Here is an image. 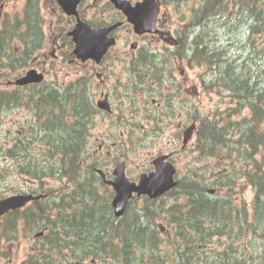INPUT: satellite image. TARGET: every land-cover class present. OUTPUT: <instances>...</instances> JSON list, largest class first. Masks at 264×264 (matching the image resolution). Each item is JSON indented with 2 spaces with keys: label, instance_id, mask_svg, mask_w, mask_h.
Segmentation results:
<instances>
[{
  "label": "trees",
  "instance_id": "16d2710c",
  "mask_svg": "<svg viewBox=\"0 0 264 264\" xmlns=\"http://www.w3.org/2000/svg\"><path fill=\"white\" fill-rule=\"evenodd\" d=\"M186 1L168 3L178 7ZM190 8L179 18L173 50L134 60L132 71L137 78H172L174 63L185 61L203 69L198 79L204 91L227 95L230 105L218 118L190 113L198 121L193 150L198 158H217L219 171L206 179L188 168L174 190L157 200L142 198L139 208L133 200L116 218L113 193L97 189L99 177L89 160L87 137L96 111L88 78L62 90L43 84L26 95L0 92V110L20 105L32 118L3 156L41 186L44 177L54 180L41 189L51 198L37 209L9 212L0 220V241L34 236L20 264H264V0H200ZM12 34L0 40L3 48H9ZM27 36L33 47L40 43L37 27ZM8 56L15 69L19 57ZM239 180L253 190L250 203L237 190ZM210 185L217 187L214 194ZM166 197L172 198L169 204Z\"/></svg>",
  "mask_w": 264,
  "mask_h": 264
},
{
  "label": "flooded vegetation",
  "instance_id": "af4514ba",
  "mask_svg": "<svg viewBox=\"0 0 264 264\" xmlns=\"http://www.w3.org/2000/svg\"><path fill=\"white\" fill-rule=\"evenodd\" d=\"M57 1L58 0H56V4ZM86 1L87 0H81L77 7L76 15H66L64 13L66 16V29L65 33L62 34V38L68 48L67 57L74 58L76 61L91 65L95 68V72L93 71L94 75L99 78L96 84L93 83L92 78H88L87 80V85L92 96V102L95 107L94 109L96 111L92 118L93 126L96 128V125H101L106 130L114 129L112 130V134L105 133L91 136L92 134L90 133V136L87 137L88 147L90 150V146L94 147L97 145L98 147L95 150H91L93 155L89 159L93 160L91 161V163L94 162L95 164V168L93 170L99 177L97 189L100 191L103 189L112 191L114 194V190L109 183L115 179L114 170L120 163H124L125 177L129 182L137 183L142 175H148L153 172L156 164L160 162L170 163L175 167V179L179 182V179L182 178V176H180L178 162L181 158V154L183 156L184 153L191 150L193 145H190L189 143L192 141L196 132V129L193 130L190 138L184 143L187 130L196 123L195 114H190L195 112L193 100L191 97L186 98L184 93L192 92L194 95L196 87L193 83L187 84L185 81H179L178 78L173 77L157 78V75H155L156 77L147 78L149 75H145L146 78H137V76L134 75V71H132V63L134 60H138L140 57L148 56L149 54H163H161V52H155L154 49L148 47V45L151 44H147L145 41L149 38L157 39L162 42L165 47L169 48L175 47L178 44L177 39L173 35L174 30H171V28L167 25V16L165 17L162 12L167 8V4L169 7L172 5L168 3L169 0H153V4L158 8L154 24V33H143L139 35L135 33L133 25L127 21L125 15L121 11L116 10L108 0L102 1L105 2L109 10L114 12L113 14H109L106 19H98L100 18L99 16L94 18H85L83 16L84 13L80 11V8ZM125 1L130 2L132 5H136L144 0ZM22 8V17H20V15H15L14 17L8 18L1 12L0 7V19H2V22H0V40L4 37V34L9 31L13 32L11 39L15 37L17 39L15 42L17 46L14 47V53L12 54L6 51V48H3L4 43L0 45V71L2 70V73H6L7 70H11L9 68L10 56H8V53L13 58L19 57L18 60H16V68L25 69L27 66H30L32 57L35 55L37 49L42 46L44 41V18L40 12V0H24ZM34 8L36 9L37 15L34 12ZM57 8L59 12H62L59 6H57ZM167 10L169 9L167 8ZM33 13L36 17L33 16ZM79 21L87 23L92 29L100 27L108 28L113 25H118L110 32L109 35L110 38H114L115 44L113 47L108 49L107 53L103 56L99 63L90 59L82 61L73 55L74 43L72 38L69 36V33L74 29ZM9 24H12V26H8ZM35 27L39 29L41 38L40 43L36 47H33L35 41H28L27 34L30 32L32 33V31L35 30ZM120 30H124L128 36L123 38V47H126L129 39H131L129 51L125 49L120 50L115 56H113V50L119 42ZM139 43H142V45ZM8 47L10 48V45ZM28 49L29 51H27ZM108 61L109 63H107ZM113 62H118V65L121 67L119 71L120 73L118 74L119 78H116V75L115 78L113 75H111L113 78H110V72L107 73L110 69V64ZM103 66L104 68H101ZM15 69L12 70L15 71ZM32 70L43 76V80L40 83H31L25 86H18L14 83L16 80L24 77ZM103 71L105 72L104 74ZM2 76L3 75L0 74V77ZM150 76H153V73H151ZM77 79H79L78 84L80 85V79L82 78ZM74 81L54 85L51 82H46L43 72L34 68L16 78L14 82H11L14 87L11 91L8 90L6 92L10 93L14 92V90H18L19 95H26L30 94V92H34L35 88L40 87L43 84L58 89L61 88L62 90V88H67ZM93 86L96 87L95 92L91 90ZM0 92L5 91L0 90ZM164 95H171V98L165 99L163 98ZM156 98H161L162 102L157 101ZM121 117H123V120ZM156 122H158L157 126ZM136 126H138V129L135 128ZM120 128L125 129V132L118 131ZM127 129H133L134 133L130 134ZM168 129H172V131H174L173 135H169L168 139L165 140L168 146L160 148L159 154L151 157L149 163L142 164L136 168L127 164V153L129 152L131 154V146H146L149 144L145 142L147 140L146 136L158 138L164 135ZM182 129L181 146L177 149V146L180 143L179 135L177 133ZM194 139H196V135L194 136ZM118 146H123L124 151L118 150ZM132 168L136 170H132ZM83 169L84 164H81V172L78 173L80 174V183H83ZM66 187H69L67 182L63 188ZM29 189L30 190L25 193L47 195L44 194L43 190H41L44 189V186H41L37 181H33ZM48 198H51V196L47 195L46 198L32 202L26 207L37 209L38 203L42 200H47ZM42 234L43 231L37 234L36 238H39Z\"/></svg>",
  "mask_w": 264,
  "mask_h": 264
},
{
  "label": "rangeland",
  "instance_id": "374dc122",
  "mask_svg": "<svg viewBox=\"0 0 264 264\" xmlns=\"http://www.w3.org/2000/svg\"><path fill=\"white\" fill-rule=\"evenodd\" d=\"M196 2L198 3L200 0H189V2L186 1L180 3L178 7H169L167 4L166 6L169 10L166 8L162 11L164 16H167V25L171 28V30H174L175 36L176 31L180 29V24L183 23L182 21H179V18L183 17L182 12H185L186 15H189L188 9H191V6H197ZM23 3L24 0H0L1 12L4 13V16L6 15L8 18L14 17L15 15H20V17H22ZM56 5V0H40V12L44 18L43 44L37 49L35 55L32 57L30 66H27L25 69L16 68L15 71L7 70L6 73H2V70L0 71V74L3 75L0 77V90L5 92L8 90L11 91L14 87L11 82H14L16 78L25 74L28 70L34 68L43 72L46 82H51L54 85L64 84L68 81L71 82L77 78H84L85 76L87 78H92L93 83L95 84L99 80V78L94 75V67L89 64L76 61L74 58L67 57L68 48L62 38V34L65 33L66 29V16L62 12H59L57 8L58 5ZM80 11L84 13L83 16L85 18H94L99 16L100 18L98 19H106L109 14L114 13L112 10L107 8L105 2L102 0H87L81 6ZM0 22H2V19H0ZM119 33V42L116 48L113 50V56H115L120 50L125 49L129 51L131 39H129L127 46L123 47V38L128 36L124 30H120ZM16 40L17 39L15 37L10 39L8 42L10 49L8 48L7 51L11 54L14 53V47L17 46V44H15ZM145 43L151 44L148 45V47L154 49L155 52H161V54L164 52V49L167 48L162 42L153 38H149L145 41ZM139 44L142 45V43ZM107 63H109V61ZM101 68H104V66ZM120 68L121 67L118 65V62H113L110 64V69L107 73L110 72V76L113 75L115 78L116 75V78H119L118 74L120 73ZM202 72V68L189 67L183 61H179L174 64L172 77L178 78L179 81H185L187 84L193 83L195 85L196 91L194 95L192 92L184 93L186 98L191 97L193 100V104L196 107L195 112L197 111L202 115H208L210 118H218L220 113L230 105L228 103L229 98L227 95L225 96L223 92H219L217 90L204 91L200 86L198 79L199 73ZM104 73L105 72L103 71V74ZM113 77L111 76L110 78ZM91 90L95 92L96 87L93 86ZM156 100L162 102L161 98H156ZM234 119L238 118L234 117ZM31 121V112L25 107H20V105L11 110H0V199L9 197L10 195L27 192L29 191L30 185L32 184V182L29 181L30 178L28 176L17 173L18 170H16L14 160L3 156V151L7 148L6 145L10 143L11 139L18 133L19 130L22 129V127H25L26 124H29ZM262 128L264 129V124ZM183 129L178 133L176 132L180 139L177 149H179V146H181ZM112 130L114 129L106 130L103 126L96 125V128L95 126L91 128V136L105 133L112 134ZM118 131L125 132V129L120 128ZM173 133L174 131H172V129H168L164 135L158 138L146 136L147 140L145 142L149 144L146 146H138L136 149L132 150L131 154L127 157V164L133 168H136L142 164L149 163L151 157L159 154L160 148L168 146L165 140L168 139L169 135H173ZM22 136V134H19L18 137L21 138ZM194 136L192 141L189 143L190 145H193L192 147H195L196 140L194 139ZM192 147L191 150L184 153L183 156L181 154V158L178 162L180 176L186 174V169L195 167L205 175L206 179L211 178L214 172L219 171L217 167V158H198V153L195 152ZM90 148L91 150H95L98 147L96 145L94 147L90 146ZM220 161L223 163V165L228 164L227 160L224 161L223 159H220ZM133 168L132 170H136ZM223 170L225 171V169ZM42 182L45 185H51L54 183V180L52 178L44 177L42 178ZM208 188H212V194L215 193L214 189H217V187H214L213 185L208 186ZM237 190L242 192L241 194L243 198H245L248 203L251 202L253 190L243 180H239L237 182ZM218 191L220 192V190ZM171 201L172 198L166 197L164 199V204H169ZM133 204L134 208H139L143 204V201L141 198L135 199ZM33 237L27 238L24 237L22 233H20L17 239L14 241H0V264H20L25 259L26 255L31 251Z\"/></svg>",
  "mask_w": 264,
  "mask_h": 264
},
{
  "label": "water",
  "instance_id": "95a60500",
  "mask_svg": "<svg viewBox=\"0 0 264 264\" xmlns=\"http://www.w3.org/2000/svg\"><path fill=\"white\" fill-rule=\"evenodd\" d=\"M81 0H58L67 15H76V8ZM117 10H120L127 18V21L133 25L135 33H154L155 18L158 8L153 4V0H144L132 6L125 0H109ZM118 25L108 28L92 29L90 25L78 22L74 29L69 33L74 43L73 55L82 61L94 60L99 63L108 49L115 44L114 38H110V32ZM43 76L36 71H29L24 77L16 80L18 86H25L31 83H40ZM195 126L187 130L184 143L192 135ZM176 170L170 163L156 164L155 171L142 175L138 183L129 182L125 177L124 163H120L114 170L115 179L109 184L114 190V196L111 201L114 216L121 217L127 208L129 201L133 197H148L157 199L163 196L176 186L174 180ZM39 196L16 194L0 199V218L6 213L23 208L31 201L39 199Z\"/></svg>",
  "mask_w": 264,
  "mask_h": 264
}]
</instances>
